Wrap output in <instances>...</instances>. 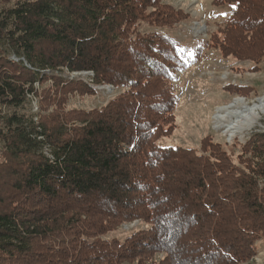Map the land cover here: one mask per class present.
<instances>
[{
	"label": "trees",
	"instance_id": "obj_1",
	"mask_svg": "<svg viewBox=\"0 0 264 264\" xmlns=\"http://www.w3.org/2000/svg\"><path fill=\"white\" fill-rule=\"evenodd\" d=\"M225 1L221 56L264 60V0ZM182 18L159 0H0V264L253 257L264 240V132L238 165L209 142L201 154L156 144L174 130L172 73L183 67L163 30ZM104 85L119 94L103 108L69 106ZM134 221L147 230L107 239Z\"/></svg>",
	"mask_w": 264,
	"mask_h": 264
},
{
	"label": "rangeland",
	"instance_id": "obj_2",
	"mask_svg": "<svg viewBox=\"0 0 264 264\" xmlns=\"http://www.w3.org/2000/svg\"><path fill=\"white\" fill-rule=\"evenodd\" d=\"M162 5L181 12L183 18L163 33L177 45V54L182 68L172 73V90L177 96L174 109V130L167 137H161L156 144L159 147L193 149L203 152L202 142L219 145L234 164L238 165V153L250 137L264 132V114L257 125L245 132L228 136L223 130H216L212 119L216 107L226 105L235 98L243 99L247 104L258 98H264V60H251L245 55L239 59H224L214 44V37L225 31L231 16L233 5L225 0H159ZM88 74H65L66 78H80L86 82ZM38 89V85L35 84ZM94 96L71 97L70 107L89 111L103 108L109 100L116 97L109 85L93 86ZM108 89V90H107ZM31 104L36 105V99ZM145 231L147 225L134 221L120 225L108 234V240L115 238L123 243L133 231ZM255 254L239 264H264V240L254 241ZM162 254L154 259L159 261ZM122 264H135L125 262Z\"/></svg>",
	"mask_w": 264,
	"mask_h": 264
},
{
	"label": "bare ground",
	"instance_id": "obj_3",
	"mask_svg": "<svg viewBox=\"0 0 264 264\" xmlns=\"http://www.w3.org/2000/svg\"><path fill=\"white\" fill-rule=\"evenodd\" d=\"M264 114V98H258L247 104L243 99L235 98L231 103L216 107L213 121L216 130H223L228 136L242 135L253 129Z\"/></svg>",
	"mask_w": 264,
	"mask_h": 264
},
{
	"label": "built area",
	"instance_id": "obj_4",
	"mask_svg": "<svg viewBox=\"0 0 264 264\" xmlns=\"http://www.w3.org/2000/svg\"><path fill=\"white\" fill-rule=\"evenodd\" d=\"M108 90V89H107Z\"/></svg>",
	"mask_w": 264,
	"mask_h": 264
}]
</instances>
